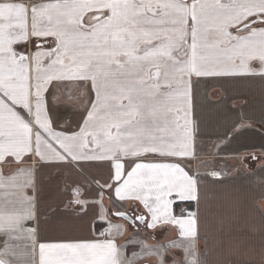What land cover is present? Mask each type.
Here are the masks:
<instances>
[{
    "label": "crops",
    "instance_id": "0c3cea01",
    "mask_svg": "<svg viewBox=\"0 0 264 264\" xmlns=\"http://www.w3.org/2000/svg\"><path fill=\"white\" fill-rule=\"evenodd\" d=\"M193 44L264 72V0H0L3 264H264V78L193 75L188 125Z\"/></svg>",
    "mask_w": 264,
    "mask_h": 264
},
{
    "label": "snow or ice",
    "instance_id": "6c2138e0",
    "mask_svg": "<svg viewBox=\"0 0 264 264\" xmlns=\"http://www.w3.org/2000/svg\"><path fill=\"white\" fill-rule=\"evenodd\" d=\"M190 63L188 67L191 71L185 73L181 76V79H187V92L184 96L186 107L183 109L185 119L188 125H191L194 122V111L192 106L191 99V90L192 83L191 77L194 75L196 78L201 77H215V76H229V75H244V76H252L259 75L261 78H264V72H251L247 70H230L226 67L227 58H221L218 53L213 52L211 49L205 50L203 52L199 51L195 44H193L191 48V52L189 54ZM80 79H84V77H80ZM89 83L93 87V95L94 97L98 94L95 90L94 78H89ZM178 96L180 94H177ZM123 101H127L128 97H122ZM177 113L181 111L179 107L175 109ZM193 149L195 148V144L193 142ZM214 176H219L218 173H213ZM198 190L197 194L192 197L193 201L198 200ZM189 211L192 213L190 217V221L192 224H195V213L190 208ZM70 242L64 241H55V242H46V241H38V247L40 251V264H73V261L70 259L71 252L66 245ZM9 245L7 241L0 242V257H3L4 251L8 248ZM0 264H3L2 259H0Z\"/></svg>",
    "mask_w": 264,
    "mask_h": 264
},
{
    "label": "water",
    "instance_id": "95a60500",
    "mask_svg": "<svg viewBox=\"0 0 264 264\" xmlns=\"http://www.w3.org/2000/svg\"><path fill=\"white\" fill-rule=\"evenodd\" d=\"M123 219H125L126 221H128V222H133L128 216H126L125 214H123L122 216H121Z\"/></svg>",
    "mask_w": 264,
    "mask_h": 264
},
{
    "label": "trees",
    "instance_id": "16d2710c",
    "mask_svg": "<svg viewBox=\"0 0 264 264\" xmlns=\"http://www.w3.org/2000/svg\"><path fill=\"white\" fill-rule=\"evenodd\" d=\"M180 206H182L181 204H175L174 205V211L176 210H178L179 208H180ZM139 218H141L142 219V217H139Z\"/></svg>",
    "mask_w": 264,
    "mask_h": 264
},
{
    "label": "built area",
    "instance_id": "2783aa9c",
    "mask_svg": "<svg viewBox=\"0 0 264 264\" xmlns=\"http://www.w3.org/2000/svg\"><path fill=\"white\" fill-rule=\"evenodd\" d=\"M180 212H181V214H187L188 213L186 208H181Z\"/></svg>",
    "mask_w": 264,
    "mask_h": 264
}]
</instances>
